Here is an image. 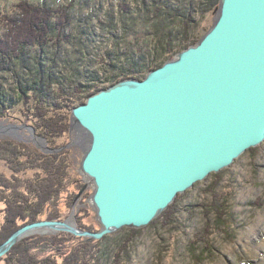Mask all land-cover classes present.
Wrapping results in <instances>:
<instances>
[{"label": "water", "instance_id": "water-1", "mask_svg": "<svg viewBox=\"0 0 264 264\" xmlns=\"http://www.w3.org/2000/svg\"><path fill=\"white\" fill-rule=\"evenodd\" d=\"M71 120V130L87 137L80 174L93 185L90 203L101 230L69 220L27 224L0 245V259L36 233L99 241L124 228L147 227L179 195L261 145L264 0H220L197 44L144 79L99 90L72 109Z\"/></svg>", "mask_w": 264, "mask_h": 264}, {"label": "rangeland", "instance_id": "rangeland-1", "mask_svg": "<svg viewBox=\"0 0 264 264\" xmlns=\"http://www.w3.org/2000/svg\"><path fill=\"white\" fill-rule=\"evenodd\" d=\"M22 1L52 7L72 4V22L67 34L74 31L79 37L73 36L72 40H65L60 45L51 43L42 49L30 48L26 61L28 69L22 73L23 78H31V73L37 72L36 61L40 57L42 66L48 71L51 69L53 74H60L61 66L66 64L68 68H75L80 72L87 71L88 68L97 78L105 80L111 73L109 65H116L119 59L126 56L136 59L142 67H145L144 64L151 66L165 60L167 56L164 50L154 47L156 36L153 32L156 28L161 31L177 28L179 22L177 17H167L165 12L157 16L154 10L156 6H162L174 14H182V4L190 0H155L153 4V0H146L147 8H152L155 13L154 18L147 8L144 11L139 9L140 0H0L2 29L3 15H14ZM217 15L218 9L204 14L193 35H203L212 27ZM79 35H86L89 39L84 40ZM16 70L21 71L20 68ZM69 72L71 70L64 74L68 77ZM6 81L8 86L15 83L12 75ZM56 82L58 81L53 83L56 85ZM25 108L23 103H17L8 109L7 117L0 118V138L29 143L46 152L42 147L48 146V142L36 131L33 132V126L24 113ZM62 142H66V148L71 150L72 178L78 176L83 187L88 186L80 198L81 191L79 192L71 210H67L64 203L61 205V209L67 214L65 220L73 222L79 228L82 222L101 230L96 211L90 203L93 185L88 184V179L80 174L87 137L80 129H72L69 135L56 143ZM256 148L254 152L245 153L230 167L219 172V176L198 182L192 189L181 194L177 207H174V213L178 211V215L171 223L167 222L166 217L159 216L153 221L154 224L152 222L147 227L124 228L108 235L101 244L89 240L92 242L89 251L91 264H264V142ZM0 171L11 175L4 161H0ZM216 181L219 182L216 192L225 202L228 219V227L223 230L206 227L208 220L211 225H215L217 220L215 215L206 218L204 209L213 199L208 188L216 184ZM2 223L3 216L0 215V226ZM200 233H208L207 236L211 237L214 245L208 260L199 261L201 247L196 253L190 248L191 242ZM56 234L59 233H36L30 236ZM89 241L82 238L74 243ZM0 264L6 263L0 261Z\"/></svg>", "mask_w": 264, "mask_h": 264}, {"label": "trees", "instance_id": "trees-1", "mask_svg": "<svg viewBox=\"0 0 264 264\" xmlns=\"http://www.w3.org/2000/svg\"><path fill=\"white\" fill-rule=\"evenodd\" d=\"M139 3V9L146 10V0H140ZM182 5L184 8L182 14H174L162 6H156L154 10L157 16L165 12L167 17L173 19L177 17L176 20L179 22L177 28H168L164 31L156 28L153 32L156 36L154 47L164 50L167 56L165 60L151 66L144 64L145 67H142L136 59L126 56L119 59L116 65H109L112 68L109 71L111 73L105 76V80L97 78V75L86 67L87 71L80 72L75 68H68L66 64L60 68L62 73L53 74L51 69L48 71L42 66L40 57H37L36 61L37 72L31 73V78L22 76L24 70L28 69L26 61L30 55V48L42 49L51 43L60 45L63 41H70L76 36L74 31L67 34L72 22L70 11L72 4L52 7L22 1L14 15H3V29L0 26V118L7 117L8 109L17 103H23L26 106L24 113L27 120L37 134L48 142V147L53 152H43L29 143L0 138V161H4L11 171V175L0 171L2 206L0 215L3 216L0 245L27 224L42 220H65L67 214L61 209V205L64 203L67 210H71L75 198L82 190L80 178L78 176L72 178L71 150L66 148V142L56 143L71 132L72 109L86 103L87 99L99 90L119 81L129 78L144 79L150 71L160 68L175 54L197 44L210 29L200 37L193 35L199 27V19L204 14L219 9L220 0H190ZM147 11H151L152 18L155 17L152 8H147ZM79 36L84 40L89 39L86 35ZM17 68L21 71H17ZM66 70H71L68 77L64 74ZM10 75L14 77L15 83L8 86L6 79ZM54 81H58L56 85ZM44 94L46 96H43ZM256 149H249L246 153L254 152ZM217 176L218 173H213L210 178ZM218 183L216 181V184L208 188L213 199L204 206L205 217L215 215L217 220L215 225H211L208 220L207 229L215 227L223 230L228 227L225 202L216 192ZM180 197L181 195L161 218L166 217L170 223L176 218L178 211L174 213V207H177V200ZM80 226L84 230L100 231L82 222ZM207 235L208 233L197 234L190 245L194 252L199 247L202 248L198 256L199 261L208 260V256L212 255L211 249H214L211 237ZM107 238L108 236H105L97 241V244H101ZM80 239L82 238L68 233L26 237L0 261L6 264H91L89 251L92 242L76 244Z\"/></svg>", "mask_w": 264, "mask_h": 264}, {"label": "bare ground", "instance_id": "bare-ground-1", "mask_svg": "<svg viewBox=\"0 0 264 264\" xmlns=\"http://www.w3.org/2000/svg\"><path fill=\"white\" fill-rule=\"evenodd\" d=\"M10 188V187H9Z\"/></svg>", "mask_w": 264, "mask_h": 264}]
</instances>
